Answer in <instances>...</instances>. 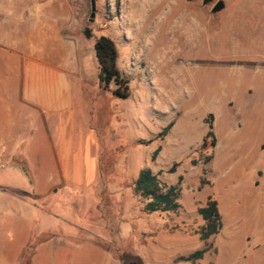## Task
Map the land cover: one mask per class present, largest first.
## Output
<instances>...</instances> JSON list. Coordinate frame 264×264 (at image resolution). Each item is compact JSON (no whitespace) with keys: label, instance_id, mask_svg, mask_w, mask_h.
I'll return each mask as SVG.
<instances>
[{"label":"rangeland","instance_id":"obj_1","mask_svg":"<svg viewBox=\"0 0 264 264\" xmlns=\"http://www.w3.org/2000/svg\"><path fill=\"white\" fill-rule=\"evenodd\" d=\"M217 1L95 0L91 22V0H0V78H12L17 109V126L0 128V264H62L60 252L66 264H264V0H224L214 14ZM190 24L201 36L191 53ZM101 36L116 46L127 99L100 84ZM34 55L73 93L48 123L25 98ZM207 122L215 146H203ZM147 167L167 185L181 178L177 213L144 211L134 187ZM210 196L223 225L203 241ZM40 234L49 239L36 245ZM203 248L196 263L178 261Z\"/></svg>","mask_w":264,"mask_h":264},{"label":"trees","instance_id":"obj_2","mask_svg":"<svg viewBox=\"0 0 264 264\" xmlns=\"http://www.w3.org/2000/svg\"><path fill=\"white\" fill-rule=\"evenodd\" d=\"M88 37L90 35L88 34ZM94 51L98 59V77L100 84L103 88L107 89L109 85L115 84L117 89L113 92L114 96L119 99H127L130 96L129 84L130 81L126 75L120 71L117 67L118 52L113 40L108 36H101L94 44ZM209 131L206 133L203 140V146H207L208 140L211 138V146L216 145V138L214 134V127L212 122H207ZM170 130V126L163 131L162 135L165 136ZM158 148L153 152L152 159L155 160L156 156L160 152ZM179 164H174L169 170V173H174L177 170ZM181 178L177 185H167L162 183L157 174L153 172L152 168H144L140 171L135 181L134 191L142 200L145 201L144 211L148 213H177L181 205L178 202L181 196L180 187ZM199 214L203 218L205 225L201 231V240L207 241L212 236L217 235L222 229V215L219 210L218 202L213 197H209L206 204L199 209ZM49 237L42 236L41 234L36 237L34 244H42L46 242ZM208 248H203L194 251L188 256H182L178 258V261L196 263L201 260ZM28 259V254L25 258L21 259L23 263Z\"/></svg>","mask_w":264,"mask_h":264},{"label":"crops","instance_id":"obj_3","mask_svg":"<svg viewBox=\"0 0 264 264\" xmlns=\"http://www.w3.org/2000/svg\"><path fill=\"white\" fill-rule=\"evenodd\" d=\"M9 65L11 68L12 65ZM25 66L27 71V73H25V98L28 101L27 103L32 107L35 105L37 109L43 111L42 116L45 118V123H48V117L51 113L61 114L64 110L72 108L73 93L68 91L67 78L57 67L46 68V64L37 60L35 55L31 60L27 61ZM0 80H2V82H0V128L11 129L17 126L15 124L17 109L15 108L14 110L12 107L15 93L8 90V87L13 80L12 78L4 77H1ZM31 92L36 93V101L38 100L37 103L29 101ZM60 242V239H54L51 244H59ZM51 244H48L47 246L50 247ZM69 246L72 247L71 245ZM38 256H40V254ZM58 258H63L65 262L62 264H66V260H69L70 257L67 256L66 253L60 252V256L58 254L57 257H54V260ZM85 262L96 264L95 259H90V257H88ZM34 264L36 263L34 262Z\"/></svg>","mask_w":264,"mask_h":264},{"label":"bare ground","instance_id":"obj_4","mask_svg":"<svg viewBox=\"0 0 264 264\" xmlns=\"http://www.w3.org/2000/svg\"><path fill=\"white\" fill-rule=\"evenodd\" d=\"M143 4V3H142ZM148 6V5H147ZM150 6V5H149ZM151 9V8H150ZM142 12L143 13H145L146 12V10H145V8H143L142 9ZM135 13V12H134ZM149 14H150V12H149ZM134 15V14H133ZM148 16V15H147ZM164 21V20H163ZM150 22V21H149ZM160 21L159 20H157L156 19V22H155V24H154V26L152 27V32H154L155 33V31L156 30H158L159 29V27H160ZM175 23V25L173 26V28H172V30H171V33L170 34H172L171 36H173V39H172V41H173V47H176V43H177V22H174ZM193 23V22H192ZM140 25H141V23H140ZM147 25V24H146ZM191 25V24H190ZM179 27V26H178ZM188 30H189V32L187 33V36H186V39H184L185 40V43L182 45L183 47H185V48H187V49H189V53H191V52H194L197 48H199L198 47V43H200L201 42V36H200V29H199V27L197 26V25H194V24H192L191 25V27H189L188 28ZM187 31V30H186ZM153 33V34H154ZM185 33V32H184ZM183 36H184V34H183ZM147 40V39H146ZM150 40V39H149ZM150 41H148L147 42V44L149 43ZM182 44V43H181ZM150 45H151V43H150ZM169 46V45H168ZM172 48V47H171ZM175 49V48H174ZM200 49V48H199ZM170 52V51H169ZM174 54V53H173ZM165 56V55H164ZM164 61V60H163ZM166 62V61H165ZM190 62V61H189ZM163 63V62H162ZM181 66V65H180ZM184 66V65H183ZM179 69V68H178ZM187 69H189V68H183V69H180L179 71H178V73H177V76H175V79L174 78H172V79H174V80H177L178 81V86L180 85H182V82L183 81H181L180 79H181V77L183 76V73H184V70H187ZM177 72V71H176ZM176 75V74H175ZM168 81H170V80H168ZM172 81V80H171ZM175 83V82H174ZM174 87V86H173ZM170 89V88H169ZM176 90V89H175ZM173 91V90H172ZM188 129V128H187ZM189 137V136H188Z\"/></svg>","mask_w":264,"mask_h":264},{"label":"water","instance_id":"obj_5","mask_svg":"<svg viewBox=\"0 0 264 264\" xmlns=\"http://www.w3.org/2000/svg\"><path fill=\"white\" fill-rule=\"evenodd\" d=\"M188 1H192V0H188ZM211 2L212 0H203V5H208ZM223 9H225L224 0H218L212 8V13L216 14L222 11ZM95 18H96V2L95 0H91V18L89 20L93 22ZM130 264H138V263H130Z\"/></svg>","mask_w":264,"mask_h":264}]
</instances>
